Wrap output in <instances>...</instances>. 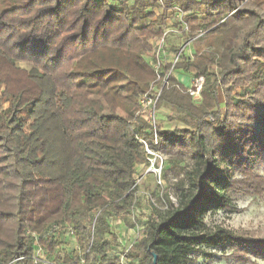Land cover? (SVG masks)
Listing matches in <instances>:
<instances>
[{
  "label": "trees",
  "instance_id": "16d2710c",
  "mask_svg": "<svg viewBox=\"0 0 264 264\" xmlns=\"http://www.w3.org/2000/svg\"><path fill=\"white\" fill-rule=\"evenodd\" d=\"M242 2L179 0L185 38L201 33L193 58L175 68L203 85L195 102L171 73L157 106L184 112L189 126L159 128L158 143L173 161L166 170L177 163L174 150L190 163L175 183L177 203L167 199L165 211L144 221L121 263L110 219L135 204L133 176L146 158L139 139L150 143L135 114L155 78L142 54L160 33L151 3L0 0V264H32L27 230L53 223L70 225L79 246L64 248L61 235L43 241L57 264H153L154 256L155 264H191L193 252L226 247L264 257V242L205 223L259 179L253 165L264 152V0ZM2 63L25 65L27 85L12 90Z\"/></svg>",
  "mask_w": 264,
  "mask_h": 264
},
{
  "label": "rangeland",
  "instance_id": "374dc122",
  "mask_svg": "<svg viewBox=\"0 0 264 264\" xmlns=\"http://www.w3.org/2000/svg\"><path fill=\"white\" fill-rule=\"evenodd\" d=\"M112 3L113 0H108ZM133 0H115L116 6L121 7L123 4H130ZM151 3L148 10L153 13L152 20L157 23L156 28L160 30V33L148 40V48L142 53L144 59H146L151 54V46L149 41L158 38L170 27L179 28L182 26V22L186 23L184 12L179 7V0H144ZM246 0H243L238 6H241ZM200 10L203 11L204 7L200 6ZM182 12V14H181ZM181 14V15H180ZM181 19V21H180ZM188 29V28H187ZM186 32V31H185ZM201 32L198 34L200 35ZM197 34V35H198ZM186 35H170L167 37L168 44L167 48L173 46L172 50H168L167 54L170 52L174 53V49L177 50L178 45L185 43ZM191 38V37H189ZM193 43V42H192ZM191 43V53L194 52L193 44ZM264 46V22L261 26V36L259 39L258 46ZM198 53L202 49H197ZM193 58V57H192ZM149 65V64H148ZM1 72L7 79L8 84L12 90L17 89L20 86L27 85L26 77L22 68L26 67L21 64L20 67H13L2 63ZM22 67V68H21ZM211 69L217 74L219 72V67L215 64ZM174 75L184 84L188 81V75L182 76L181 71L174 69ZM152 79L149 82L153 81ZM148 85V87H149ZM221 90V88H220ZM219 100L222 101V93H219ZM199 102L200 99L194 100ZM107 103L113 111H118L115 104L107 98ZM6 104L4 105V107ZM155 110L157 111V117L155 121V131L158 136L159 128L161 130H173L182 129L189 126V119L184 112H176L173 108L169 106H157L155 104ZM148 109L139 106L138 115L139 119L143 123L148 124V129H151V124L148 122ZM132 119V117H129ZM159 126V127H158ZM149 131V130H148ZM159 139V137H158ZM150 147L149 143H147ZM163 159V168L161 173V184L158 185L151 174H144L146 168L148 167V161L144 160L136 168V172L133 176V188L135 204L130 208L129 211H122L119 215H115L110 219V224L112 231L115 234L118 241H121L127 247L129 244H134L141 239L144 232V221L150 217L157 218L165 209L168 207L167 199L170 203L176 204V186L180 179L183 178V170L185 166L189 165L190 161L185 153L174 150L173 159L177 163L169 170L166 168L172 163L169 159V154L162 148H160L159 143L157 145H151ZM254 171L255 175L259 179L254 178L253 183L247 186L245 189L241 188V191L231 195L232 205L234 208L228 210H218L216 212L207 213L205 216V223L207 228L214 230L216 228H224L234 231L238 236L245 237V239H252L253 241L264 242V152L261 153L259 159L255 162ZM166 170V171H165ZM166 172V173H165ZM142 176L139 180L138 177ZM136 178L138 180H136ZM242 190H245L242 192ZM255 195H254V194ZM167 197H165V195ZM93 223V222H92ZM91 223V227H92ZM91 229V228H90ZM66 242V243H65ZM63 244V243H62ZM47 254L50 256H55L52 249L48 247V243H43ZM69 246L67 241L64 244ZM119 251L122 248L118 249ZM205 254L202 252H193L191 254V264H264V257L258 256L256 254H244L241 250H235L226 247L224 250L216 249H204ZM62 252L59 255L62 256ZM92 255L89 256V259Z\"/></svg>",
  "mask_w": 264,
  "mask_h": 264
},
{
  "label": "built area",
  "instance_id": "2783aa9c",
  "mask_svg": "<svg viewBox=\"0 0 264 264\" xmlns=\"http://www.w3.org/2000/svg\"><path fill=\"white\" fill-rule=\"evenodd\" d=\"M182 14V12H181ZM180 14V15H181ZM181 21V19H180ZM182 22V21H181ZM182 26L179 28L170 27L166 31L162 33V35L158 38L151 39L149 44L151 46V54L146 58L147 63L151 66L154 71L155 78L150 83L147 91L142 95L139 100L140 106L148 109V122L151 124V129H149L150 133V143L144 138L140 137V142L143 144L146 160L148 161V167L145 170L146 174H151L155 180V182L160 185L161 184V173L163 168V159L162 157L154 151L151 145H157L158 136L155 131V121H156V110L155 104L157 99L160 96L161 91L164 87L169 84V77L172 72H174L175 66L177 63H180L184 58H192L193 54L191 53V43L193 40L199 35H196L191 38H187L185 43L178 45L177 50L172 53L167 54V37L173 34L178 36L183 35V32H187L186 23L182 22ZM186 31V32H185ZM168 66L165 70V66ZM203 85V77L190 75L188 77V81L185 83V92L193 99H200V93ZM150 147L148 146V144ZM142 176L138 177L140 180ZM136 178V180H138ZM93 224L91 227V236L90 242L92 241V232H93ZM27 234L31 238V262L32 264H57L55 261L51 259V256L47 254V251L44 248L43 241L54 240L57 236H63L64 241L69 243V246L63 245L64 248L70 249L73 251H78V243L76 240V236L74 230L70 225L53 223L51 224L47 230L43 233L30 232L27 230ZM120 245L122 250L118 252L119 260L121 263H124L125 254L130 250L132 244H129L127 247L121 241ZM66 243V242H65ZM22 257H18L15 260H20ZM84 259H81L82 263ZM13 261L8 264H12Z\"/></svg>",
  "mask_w": 264,
  "mask_h": 264
},
{
  "label": "water",
  "instance_id": "95a60500",
  "mask_svg": "<svg viewBox=\"0 0 264 264\" xmlns=\"http://www.w3.org/2000/svg\"><path fill=\"white\" fill-rule=\"evenodd\" d=\"M155 259H156V257L154 256L153 264H155Z\"/></svg>",
  "mask_w": 264,
  "mask_h": 264
}]
</instances>
